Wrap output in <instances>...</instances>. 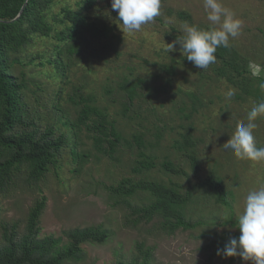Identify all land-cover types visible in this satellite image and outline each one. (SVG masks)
Returning a JSON list of instances; mask_svg holds the SVG:
<instances>
[{"label": "rangeland", "instance_id": "374dc122", "mask_svg": "<svg viewBox=\"0 0 264 264\" xmlns=\"http://www.w3.org/2000/svg\"><path fill=\"white\" fill-rule=\"evenodd\" d=\"M222 3L242 21L240 34L230 40V47L249 64L253 76L259 73L264 76V0H222ZM94 13L117 25V12L112 11L111 0H98ZM180 14H185L186 18ZM185 22L209 29L202 0H161V15L144 25L141 31L123 33L117 26L119 39L104 38L87 49L85 58H89L95 48L105 58L90 63L94 73L87 74L88 92L96 94L102 106H111L109 112L117 122V129L134 147L122 142L117 160H113L98 153L93 143L87 141L85 150L89 157L79 173L74 172L78 164L69 150H64L59 164L40 182L30 185L24 175H20L16 183L0 191V247L6 244L5 227L9 233L15 230L18 238L22 236L32 206L46 197L39 239L53 236L66 243V232L88 227H101L108 233L104 244L84 245V259L70 264H143L139 245L144 246V251H151L147 264H251L239 256H218L217 250L230 238L239 237L237 219L246 196L264 187V161L238 160L231 150L223 148L237 122L247 123V113L257 103L250 97L246 100L235 96L231 100L225 98L229 89H234L235 93L240 90L216 76L214 70L223 67V60L216 58L215 63L202 70L181 55L179 45L176 51L169 53L167 44L183 35L181 26ZM170 65L175 67L173 76L162 69ZM227 70L231 72L230 68ZM123 75L145 81L146 86L140 89L141 96L136 98L134 106L135 111L140 110V119L122 118L118 114L120 105L111 104L112 98L124 93L117 84ZM106 87L113 89V93L107 94ZM189 93L196 94L199 102L194 104ZM195 105L196 110H192L191 106ZM255 123L257 128L253 134L257 146L264 147V117ZM190 124L197 143L194 151L200 163L198 173L183 152L174 147L175 141L182 140L180 134L184 131L180 126ZM137 132L147 133L146 144L152 145L146 153L153 156L156 163L155 168L142 173L133 171L134 161L139 159V150L133 142V134ZM164 161L172 162L184 173L175 175L164 171L161 167ZM211 175L222 178L228 191L233 193V197H229L233 210L217 204L204 194V188L198 187ZM126 178L174 182L183 186L185 192L197 188L186 213L188 221L196 227L168 235L157 218L148 224H133L135 215L128 204L133 208L142 207L149 203L147 195L139 192L131 198H117L107 189Z\"/></svg>", "mask_w": 264, "mask_h": 264}, {"label": "trees", "instance_id": "16d2710c", "mask_svg": "<svg viewBox=\"0 0 264 264\" xmlns=\"http://www.w3.org/2000/svg\"><path fill=\"white\" fill-rule=\"evenodd\" d=\"M26 1L0 0V191H6L20 175H24L30 185L40 182L59 164L64 150H69L78 164L74 172L79 173L89 157L85 150L87 141L93 143L98 153L113 160H117L122 142L134 147L117 129V122L109 112L111 106H102L96 94L88 92L87 74L94 73L90 63L102 56L95 48L91 56L85 58L86 51L104 38L119 39L117 25L94 13L98 0H28L23 13L15 20ZM180 16L186 18L185 14ZM215 56L223 60V67L214 72L240 90L235 93L236 98L250 97L256 103L264 101V89L260 87L264 83L263 74L253 76L249 64L231 47L217 48ZM165 68L162 67L170 76L175 74L173 65ZM228 68L231 72H227ZM117 84L125 94L119 93L117 98L111 99V104L120 105L118 114L122 118L140 119V110L135 111L134 106L136 98L141 96L140 89L146 86L145 81L123 75ZM105 91L113 93L109 87ZM188 95L194 104L199 102L196 94ZM191 108L196 110V105ZM179 110L184 111V108ZM139 123L144 127L142 121ZM180 128L184 131L180 134L182 140L175 141L174 147L183 152L198 173L200 163L194 151L197 143L192 137L193 126L181 125ZM146 134H133V142L139 150V159L134 161L135 173L156 166L153 156L146 153L152 145L146 144ZM161 167L175 175L184 173L170 161H164ZM198 187L204 188V194L217 204L233 210L229 200L233 193L219 176H208ZM107 189L117 198H131L139 192L147 195L149 203L142 207L133 208L128 204L135 215L133 224H148L157 218L168 235L196 227L186 215L195 187L185 192L183 186L174 182L126 178ZM45 206L46 197L32 206L26 232L19 238L15 230L9 233L5 227L6 244L0 247V264L76 263L84 259V245L106 242L108 233L101 227L68 231L66 243L53 236L39 239V223ZM143 247L138 246L144 256L143 264H147L151 251H144Z\"/></svg>", "mask_w": 264, "mask_h": 264}, {"label": "clouds", "instance_id": "9594fccd", "mask_svg": "<svg viewBox=\"0 0 264 264\" xmlns=\"http://www.w3.org/2000/svg\"><path fill=\"white\" fill-rule=\"evenodd\" d=\"M209 29H201L196 25L183 23V35L167 44V50L179 51L183 57L199 69H207L216 62V50L219 47H230V40L240 34L242 21L235 13L224 7L222 0H202ZM112 11L117 12V26L123 33H134L161 15V0H111ZM264 89V83L260 85ZM227 100L235 95L234 89L225 94ZM264 117V101L254 104L247 113V123L238 121L234 133L223 145L231 150L238 160L253 162L264 161V147H258L253 130L257 128L255 121ZM240 235L230 238L217 255L224 258L239 256L251 264H264V187L250 191L243 205V211L237 219Z\"/></svg>", "mask_w": 264, "mask_h": 264}, {"label": "water", "instance_id": "95a60500", "mask_svg": "<svg viewBox=\"0 0 264 264\" xmlns=\"http://www.w3.org/2000/svg\"><path fill=\"white\" fill-rule=\"evenodd\" d=\"M27 1H28V0H27ZM27 1H26L25 5L23 6V8H22V10H21V12H20V14H19V16H18L15 20L19 19V17H20L21 14L23 13L24 8L26 7Z\"/></svg>", "mask_w": 264, "mask_h": 264}]
</instances>
